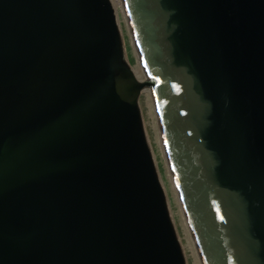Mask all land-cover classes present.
<instances>
[{"label": "water", "instance_id": "1", "mask_svg": "<svg viewBox=\"0 0 264 264\" xmlns=\"http://www.w3.org/2000/svg\"><path fill=\"white\" fill-rule=\"evenodd\" d=\"M0 0V264H264V0Z\"/></svg>", "mask_w": 264, "mask_h": 264}, {"label": "bare ground", "instance_id": "2", "mask_svg": "<svg viewBox=\"0 0 264 264\" xmlns=\"http://www.w3.org/2000/svg\"><path fill=\"white\" fill-rule=\"evenodd\" d=\"M111 1H112V4L116 10L117 16H118V23L120 25L123 24L125 26L129 40H130L132 53L136 59V65L134 66V73L140 77H147L145 69L141 63V59L139 56L137 46L135 44V39L133 37L132 31L130 28V24H129V20L127 17V13H126L125 8H124V4H123L122 0H111ZM142 90H143V93L146 95V98H147L146 103H147V108H148V115L152 121L151 122L152 129L155 132L154 138L156 139V144L158 146V150H159L160 156H161L162 161H163L162 163H164V167L166 170V179H167V182L169 184L170 193H171V199H172V202L175 204L176 214L178 216V219H179L181 226L183 228V231H184V239L186 241V246L192 254V257L194 259V263L195 264H202L200 256H199L197 248H196V245H195V242H194V239H193V236L191 234V230H190L189 224L187 222L183 207H182L180 199H179L178 191L176 188V184H175V180H174L171 168H170L169 163H168V159L166 156L165 147H164V143H163V139H162V134L160 131V125H159V121H158L157 111H156L155 102H154L153 94L151 91V87L145 86L142 88Z\"/></svg>", "mask_w": 264, "mask_h": 264}, {"label": "rangeland", "instance_id": "3", "mask_svg": "<svg viewBox=\"0 0 264 264\" xmlns=\"http://www.w3.org/2000/svg\"><path fill=\"white\" fill-rule=\"evenodd\" d=\"M121 27H122L123 34H124L125 44L127 46L129 60H130L131 65L134 67L136 65V59H135V57L133 56V53H132L130 40H129V37H128V34H127L125 26L122 24ZM146 99H147L146 95L143 93L141 98H140V105H141V109H142V112H143L145 125H146V128H147L149 141L151 143V147L153 149L156 162L158 164V168H159V172H160L163 184H164V186L166 188V191H167V194H168V197H169V203H170V206H171L172 214H173V217H174V220H175L177 231L179 233V237H180V239L182 241V244L184 246V249H185V253H186L188 264H195L194 263V259L192 257V254H191V252L189 251V249L186 246V241L184 239V231H183L181 223H180V221L178 219V216L176 214L175 204L172 202V199H171L170 188H169V184H168L167 179H166V170H165V167H164V163H162L163 161H162V158L160 156V153H159V150H158V146L156 144V139L154 138L155 137V134H154L155 132L152 129V124H151L152 121H151V119H150V117L148 115V108H147V103H146L147 100Z\"/></svg>", "mask_w": 264, "mask_h": 264}]
</instances>
